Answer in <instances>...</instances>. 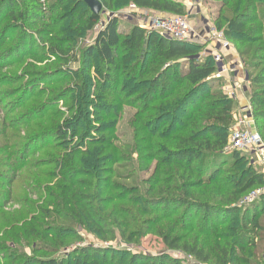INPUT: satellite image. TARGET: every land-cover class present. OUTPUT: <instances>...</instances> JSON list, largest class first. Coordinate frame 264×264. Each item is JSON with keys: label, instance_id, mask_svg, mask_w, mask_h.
Wrapping results in <instances>:
<instances>
[{"label": "trees", "instance_id": "1", "mask_svg": "<svg viewBox=\"0 0 264 264\" xmlns=\"http://www.w3.org/2000/svg\"><path fill=\"white\" fill-rule=\"evenodd\" d=\"M37 1L0 0V13L5 10L10 16L17 14L25 19L26 11L14 9ZM99 1L111 13L129 4L175 15L184 11L182 0ZM229 2L217 1L222 7L214 27L222 31L230 43L235 40L249 44L250 50L255 42L262 40L255 34L264 33V15L259 18L245 13L252 0H235L234 13L230 16L229 11H225L228 17L223 15V9ZM50 11L57 13L42 33L49 37L47 52L62 61L70 51L66 44H75L77 38L91 31L100 21V14L94 15L83 0H55ZM119 23L118 17L112 15L99 28L94 43L82 49L84 58H98L105 69L102 74L97 72L101 77L96 75L98 82L94 85V90L99 92L97 98L104 99L97 106L102 113L95 116L99 127L93 130L85 118L81 104L85 102L89 85L79 76L78 106L69 120L56 123L53 129L27 134L22 147L16 150L4 147L1 151H7L10 161L16 159V155L20 159L0 164V168H6L0 171V211L4 198L12 200V183L23 174L25 166L28 170L25 184L30 182V187V180L37 181L38 177L56 178L54 183L48 182L52 183V190L38 207L44 215L28 222L33 231L22 225L19 231L9 234L15 242L20 240L19 232L25 240L33 238V234L39 235L34 252L52 255L4 253L5 264H113L114 258L108 259L109 254L124 255L116 264L125 261L126 264H187L167 254L130 253L110 247L82 246L74 253L63 252V248L69 246L66 240L77 238L78 228L88 229L87 221L103 228L105 235L110 237L115 236L117 230L121 239L129 244H137L144 234L152 233L160 236L166 246L180 249L199 262L258 264L254 260L260 258L264 245V189L245 205L239 202L253 187L264 186V173L247 164L242 153L224 152L234 125V102L221 87L216 89L220 77L211 76L216 70L212 55L196 57L198 45L192 42L167 38L155 30L146 31L136 25L126 32ZM9 28L6 24L0 30V57L13 51L11 47L1 49ZM24 39L22 36L19 41L23 43ZM259 48L263 50L264 46ZM72 57L75 58V54ZM85 63L82 59L81 71ZM261 74L252 80L259 86L250 98L256 115L264 113L260 110L264 109ZM251 76L248 74L249 78ZM135 81L142 91L141 101L134 116L132 148L125 153L114 144L116 123L113 120H117L118 111L125 104L122 92ZM46 104L47 101L34 105L25 116L29 119ZM80 125H83V132L74 142L70 132H77L74 126ZM50 131L57 140L60 138L59 142L67 138L69 141L49 146H56L54 154L47 152L42 159L29 160L28 146L45 138ZM2 134L0 130V136ZM131 154H136L132 161L133 172L137 173L140 166L147 164L146 169L150 170L152 162L154 167L140 184L124 187L114 181L113 165L131 159ZM36 160L39 163L33 165ZM44 166L53 168L41 169ZM25 174L21 181L25 180ZM5 182L8 192L1 189ZM202 188H209L210 194ZM194 190H201V193L195 194ZM196 195L209 197L214 203L200 201ZM198 212L202 215L196 223ZM49 220L51 223L47 225ZM58 221L64 225H56ZM210 221H213L211 227ZM41 227L42 232L39 231ZM192 231L205 239L201 243L197 237L186 241L184 238ZM3 238H7L6 233ZM244 253L249 255L245 257Z\"/></svg>", "mask_w": 264, "mask_h": 264}, {"label": "rangeland", "instance_id": "2", "mask_svg": "<svg viewBox=\"0 0 264 264\" xmlns=\"http://www.w3.org/2000/svg\"><path fill=\"white\" fill-rule=\"evenodd\" d=\"M27 3L31 0H26ZM55 0H38L36 3L27 5L24 7H16L14 11L23 10L26 13L25 19L14 15L10 16L4 11L0 13V30L6 26L10 27L8 30V35L1 46V49L5 47H11L13 51L6 53L3 57H0V130L3 131L4 135L0 136V164L12 161L16 162L20 159V156L16 155V159L9 160L11 156L7 157L8 153L1 152L4 147H9L10 149H18L22 147L23 143L26 141V135L34 133L40 129H53L54 125L58 122H65L69 120L76 108L78 106V94L79 90L77 77L81 76L86 80L88 88V94L85 96V102L81 104L82 108L85 110V118L88 120L89 125L93 127V130L99 127L97 119L95 116L102 113L98 109L99 102H104V99L97 98L98 91L94 90V85L98 82L97 72L99 74L104 73L105 69L98 60V58H84V53L82 49L86 46L93 44L100 27H102L112 15H116L119 19L120 28L126 32H129L133 25L139 26L146 31L151 30L147 26L146 21L150 16H174L175 14L169 12H158L152 9L139 8L143 13L130 12L126 13V7L122 8L119 12L111 13L109 10L102 8L100 13V21L94 26L91 31H88L84 36L77 38L75 44H66L70 49L67 58L64 60H58L52 54H49L47 50L48 38L43 35L42 31L46 30L48 22L53 18L57 12L51 14L50 6ZM218 0H183V13L178 16H186L188 18L189 24L198 33V38L191 39L187 42H192L198 45V52L196 57H204L208 54L212 55L213 51L208 49V31L209 27L215 26V20L218 17L220 8L222 7L217 3ZM234 2L235 0H230L229 4L224 7L223 15L230 17L234 13ZM246 1L244 2V4ZM41 5V6H38ZM34 6V7H33ZM242 9V7L240 8ZM229 11V15L225 11ZM231 10V12H230ZM246 10V11H245ZM245 13L249 16L263 17L264 15V2L259 0H252V3L248 2L245 8ZM19 23L21 25H19ZM251 22L249 25L251 26ZM18 25V26H17ZM49 27V26H48ZM215 28V27H214ZM261 41H257L253 44L252 49H248L249 44H242L238 41L231 40L230 48L226 50L230 53V57L225 56V62H229V65H233L236 70H239V81L234 89L232 86V80L227 78V74H223L220 77L219 84H216L217 88L221 87L223 91V86H228L233 92V127L241 128L244 122H248L251 129L257 132L264 140V113L261 115H256L255 110H253L250 98L253 92L258 91L257 87L252 83L255 75H260L264 71V49L258 47L264 46V33L259 34ZM24 37V42L19 41L21 37ZM255 47L256 50H255ZM248 49V50H247ZM2 51V50H1ZM48 51V52H47ZM73 51V52H72ZM244 51V52H242ZM75 54V58L72 57ZM82 59L86 60L84 68L80 70ZM53 71V72H52ZM231 72V71H230ZM233 72V71H232ZM237 71H234V75ZM250 74V78L248 77ZM97 75V77H96ZM264 79V74H261ZM101 77V76H100ZM227 78V79H226ZM226 80H229L226 82ZM138 81L133 82L125 91L122 92L123 101L125 104L122 105L120 111H118L117 120H113L115 126L114 136L116 138L114 144L119 149L123 150L125 153L130 152L133 144V133L135 129L134 116L137 111V107L140 103V95L142 91L138 88ZM219 86V87H218ZM262 93H264V90ZM48 102L46 106L37 110V113L31 116L29 119L25 114L28 110L33 109L34 105H41ZM83 110V111H84ZM264 111V109H260ZM44 115L41 118V115ZM71 119V121L74 120ZM236 124V125H235ZM74 125V124H73ZM77 127V132H73L70 135H74V142L83 132V125L74 126ZM47 134L45 138L37 140L28 146L26 152L31 156L30 159L35 160L36 158H41L46 153L54 154L55 147L49 148L51 145H56V143H66L69 140L59 142L60 138L57 140L56 137L51 134ZM69 136V135H68ZM70 139V137H69ZM127 157V155H125ZM247 164L252 165L254 169L264 173V167L255 164L256 156L252 153L243 154ZM42 159V158H41ZM133 159H136V154H131V159L124 161H119L113 165L115 178L114 181L119 185L124 187H132L140 184L143 179H146L152 172L154 167V162L150 165V170L146 167L149 165L140 166L141 168L137 173L133 172ZM18 163V162H17ZM36 165L38 160L32 162ZM31 163V164H32ZM52 166H44L41 169H50ZM228 168V167H227ZM38 169L37 171H41ZM6 171V168H0V171ZM28 172L27 166L24 167L23 174ZM20 177L16 178L15 182L12 183L14 187V192L12 200L2 201L3 207L2 212L0 211V264H5L4 253H14L23 255L37 256H50L48 252H34L37 243L39 242V235L33 238H28L25 240V236L19 232V242H15L12 239V235L19 231V227L25 225V229H31L30 220L34 218H40L44 215L38 211V207L42 206L45 201V196L47 193L51 192L52 183H54L56 178L51 180L48 178L38 177L37 181L30 180L32 186L30 187V182L25 184L27 180V174L24 176V181H21ZM194 178V177H193ZM52 182V183H48ZM18 184V185H17ZM2 190L8 192L7 182L2 184ZM263 190L264 186H255L252 190L248 191L247 194L242 198L244 201L248 196H251L256 190ZM201 190H206L209 192V188H202ZM201 190H194L195 194L201 193ZM197 196V195H196ZM200 201H211L209 197L197 196ZM242 202H239V205ZM243 205H245L243 203ZM242 205V206H243ZM53 208L52 206L50 207ZM201 213L198 212L197 222L200 221ZM240 215V213H239ZM50 224L51 221L47 222ZM88 229L78 228L76 230L77 238L73 240H66L69 242L67 248H63L64 251L70 250L72 253L75 249L82 246L88 247H110L117 248L121 251L130 253H143L150 255L167 254L171 259H176L179 262L187 264H209L203 263L195 260L189 254H185L180 251V249L170 248L166 246L160 236H156L152 233L144 234L137 244H129L117 234L110 237L105 235L103 228L99 229L93 226L89 221H87ZM213 224V221L209 222V227ZM56 225H64V222L58 221ZM222 225V224H221ZM46 226V225H45ZM108 227V226H106ZM110 228V227H108ZM12 229V231H11ZM43 227L39 229L42 232ZM37 232V231H36ZM7 235L4 239L3 236ZM264 234V231L262 232ZM197 237L199 243H201L205 238L198 232H190L186 238V241H191ZM45 242V240H43ZM42 243V241H41ZM3 253V254H2ZM261 256L256 261L258 264H264V245L263 251L260 252ZM109 254L108 259H113V264L116 261L124 257L121 254ZM247 257L249 254H242ZM7 260L10 258H6ZM6 260V261H7ZM10 261V260H9ZM126 264V261L125 263Z\"/></svg>", "mask_w": 264, "mask_h": 264}, {"label": "built area", "instance_id": "3", "mask_svg": "<svg viewBox=\"0 0 264 264\" xmlns=\"http://www.w3.org/2000/svg\"><path fill=\"white\" fill-rule=\"evenodd\" d=\"M183 1V0H182ZM143 13L141 9L134 4H130L126 13L130 12ZM147 26L151 30H155L159 34L165 37L176 39L178 41H189L191 39L198 38L197 32L189 24L186 16H150L146 21ZM208 40L218 45V49L228 50L230 43L223 35L222 31L216 30L214 27H209ZM212 57L215 61L216 70L211 74L212 77H223V74H229L236 71L233 65H229V62H225V58L222 52H213ZM231 71V72H230ZM233 71V72H232ZM223 92L228 96H233L231 88L223 86ZM236 125V124H235ZM241 128H233L228 136L227 144L224 148L225 153L237 151L242 154L252 153L256 156L255 164L264 167V140L255 131L251 129L248 122H244ZM263 190H256L251 196H248L242 203H248L255 199Z\"/></svg>", "mask_w": 264, "mask_h": 264}, {"label": "crops", "instance_id": "4", "mask_svg": "<svg viewBox=\"0 0 264 264\" xmlns=\"http://www.w3.org/2000/svg\"><path fill=\"white\" fill-rule=\"evenodd\" d=\"M207 40H208V37H207ZM209 41V40H208ZM208 49L207 50H209V51H213V52H217V51H219V52H222V54H223V56H224V58H225V56L228 58V57H230L231 55H230V53H227L226 52V50H222V49H218V45L217 44H215V43H213V42H208ZM226 59V58H225ZM237 72L235 73V75H234V73H229V74H227V78H229V80H232L233 82H232V86L234 87V89L237 87L236 85H238L237 83L239 82V81H235V77H236V80H238L239 79V77L240 76H238L239 74V70H236ZM226 78V79H227ZM229 80H226V82L227 81H229ZM230 82V81H229Z\"/></svg>", "mask_w": 264, "mask_h": 264}, {"label": "water", "instance_id": "5", "mask_svg": "<svg viewBox=\"0 0 264 264\" xmlns=\"http://www.w3.org/2000/svg\"><path fill=\"white\" fill-rule=\"evenodd\" d=\"M83 2L87 5V7L94 15H98L101 13L103 6L99 0H83Z\"/></svg>", "mask_w": 264, "mask_h": 264}]
</instances>
